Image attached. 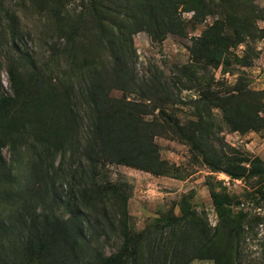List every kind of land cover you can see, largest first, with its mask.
<instances>
[{"label":"trees","instance_id":"1","mask_svg":"<svg viewBox=\"0 0 264 264\" xmlns=\"http://www.w3.org/2000/svg\"><path fill=\"white\" fill-rule=\"evenodd\" d=\"M27 1L46 11L47 0ZM82 1L76 16L56 15L58 23L65 20L55 35L62 44L48 61L38 65L25 52L6 63L10 93L0 97V264H264V243L257 260L245 256L253 234L247 215H232L214 193L215 229L200 224L183 198L180 217L157 219L136 232L129 226V195L102 178L112 165L168 176L170 167L155 142L168 134L232 180L261 176L254 169L259 161L247 170L213 145L218 126L212 111L234 132L258 131L264 126L262 93L236 81L231 92L215 97L206 78L197 75L218 69L230 50L260 38L256 23L262 15L252 0ZM183 13H193L196 23L213 19L193 39L190 64L178 69L182 78L191 73L186 83L179 80L180 88L201 90L191 103L196 119L186 127L158 117L145 120L175 96L162 77L136 80L132 37L144 32L152 42L161 41L179 32ZM10 14L0 0V32ZM236 61L249 66L247 56ZM115 90L141 101L114 99ZM65 179L70 187L63 197ZM112 241L117 246L105 255L103 243Z\"/></svg>","mask_w":264,"mask_h":264},{"label":"rangeland","instance_id":"2","mask_svg":"<svg viewBox=\"0 0 264 264\" xmlns=\"http://www.w3.org/2000/svg\"><path fill=\"white\" fill-rule=\"evenodd\" d=\"M4 1L11 18L1 23L3 31L0 32V97L10 93L6 78L8 60L28 52L38 65H43L48 61L52 50H58L62 44L55 35L58 26L64 24L65 20H59L58 23L56 15L59 13L66 17L64 19H70L76 16V11H80L83 3L82 0H47L46 11L38 12L27 0ZM252 5L254 10L262 15L256 23L262 32L257 34L260 38L249 40L246 44L230 50L227 62L218 69L208 67L206 71L199 70L197 75L206 78L204 84L206 87L210 86V93L215 97H222L231 92L236 81H241L249 90L261 92L264 104V0H252ZM180 18L179 32L166 34L161 41L152 42L144 32L132 36L136 52L133 68L136 80L141 81L157 75L174 91V102L161 105L160 114L156 111L154 115L146 116L145 120L158 117L161 121L169 120L186 127L196 119L191 103L198 98L201 90L180 88L179 80L186 83L191 73L187 72V78H182L183 75L181 77L178 69L190 64L193 39L202 35L205 28L213 23V19L207 18L202 23H196L193 13H183ZM14 31L17 44L12 42L11 34ZM244 56H247L249 66H241L236 61V58ZM61 66L64 69L65 66ZM175 84H178L176 89ZM110 96L118 100L141 101L134 94L117 90L112 91ZM212 113L215 125L218 126V130L214 131L216 136L213 145L237 159L247 170L250 164L259 161L254 169L261 173V176L232 180L225 174L207 167L200 158L192 154L188 146L175 135L168 134L155 140L161 159L170 167L168 176L156 177L112 165L105 169L102 178L121 186L125 194L129 195L126 208L130 217L129 226L136 232L142 231L146 225L156 223L157 219L180 217L183 198L187 199L189 213L198 217L200 224H208L211 229H215L219 219L211 198L214 193L224 201L232 215H247L245 225L249 226L256 236L250 235L247 241L248 253L245 256L248 260H257L262 251L261 244L264 243V226L259 224L264 222V200L261 197L264 194V126L258 131L240 134L224 124L218 110H213ZM3 156L9 161L10 156L6 150H3ZM75 168L76 166H72L71 170ZM63 184L60 192L66 197L70 187L69 180L65 179ZM103 244L105 255L110 254L117 246L113 241ZM191 264L213 263L195 260Z\"/></svg>","mask_w":264,"mask_h":264}]
</instances>
